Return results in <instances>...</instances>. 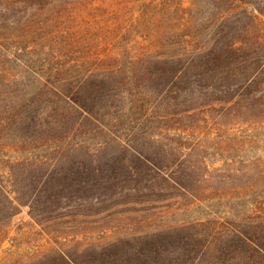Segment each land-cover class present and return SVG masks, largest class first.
Segmentation results:
<instances>
[{"label": "trees", "instance_id": "trees-1", "mask_svg": "<svg viewBox=\"0 0 264 264\" xmlns=\"http://www.w3.org/2000/svg\"><path fill=\"white\" fill-rule=\"evenodd\" d=\"M84 1L107 11L106 0ZM111 1L116 11L124 7L125 0ZM130 1L134 13L125 27L140 34L130 37L125 49L95 52L91 67L77 78L76 65L70 62L51 66L48 73L33 72L38 91L24 94L19 99L24 111L3 120V129L22 134L17 142L0 146L7 156L0 161V247L7 237L5 224L19 206L27 207L32 219H56L72 206L99 205L110 195L119 198L154 181L190 192L182 178L194 171L188 159L197 146V125L207 121L210 111L220 110L214 119L218 123L221 116H237L240 110L260 114L253 122L264 123V0ZM51 3L0 0V46L3 39L12 38L10 32L22 38L10 40L15 47L6 50V59L24 54L30 59L43 55L48 60L54 54L58 58L57 49L35 37L33 28L41 21L35 20L31 29V18L24 14L29 7L46 4L44 9ZM104 15L96 23L108 30ZM15 78L0 70L3 86L17 83ZM35 105L43 109L36 111ZM83 119L111 134L119 126L129 133L114 154L95 155L94 149L90 155L89 133L79 124ZM39 134H45L41 143ZM154 143L156 148L145 149ZM18 145L29 153L11 157L9 151L21 149ZM195 227L183 224L133 240L85 246L78 259L58 250L27 264H216L204 260L210 241L202 243ZM252 238L238 234L236 244L220 252L225 256L218 258L220 264H233L240 249L249 254L250 264L264 259V246Z\"/></svg>", "mask_w": 264, "mask_h": 264}, {"label": "rangeland", "instance_id": "rangeland-1", "mask_svg": "<svg viewBox=\"0 0 264 264\" xmlns=\"http://www.w3.org/2000/svg\"><path fill=\"white\" fill-rule=\"evenodd\" d=\"M87 3L84 0H52L44 9L46 4H42L40 9L29 7L24 13L31 18V29L35 20L41 21L39 28H33L35 37L57 49L58 58H54L57 55L54 54L48 60L43 55L30 59L27 58L30 54H24L6 59V50L13 52L15 47L10 40L22 38H17L19 33L10 32L12 38L2 40L4 47L0 46V70L13 74L17 83L6 86L0 83V146L20 139L21 130L3 129L2 122L7 115L24 111L26 107L19 102L20 98L25 97L24 94L38 91V81L33 72L46 70L48 73L51 66L70 62L76 65L73 76L80 77L91 67V57L95 52L122 51L130 37L140 34L134 27L130 31L125 27L134 13L129 11L133 5L130 0H125L124 7L117 11L113 8L115 1L106 0L107 11L98 9L96 4L92 8L93 4ZM102 13L105 14L103 19L108 30L99 28L96 23ZM108 62L113 63L112 60ZM6 77L11 79V75ZM33 109L39 111L43 106L35 105ZM217 112L220 110L208 112L207 121L197 125V138L193 141L197 146L188 159L195 165L194 171H187L188 174L182 178V183L190 192L154 181L151 187L131 190L119 198L110 195L99 205L86 202L82 206H72L63 210L64 215L56 219H32L28 208L19 206L17 214L5 224L7 237L0 247V264H27L33 259L54 256L58 250L78 259L79 251L85 246L117 239L133 240L192 223H196L193 230L199 231L201 242L206 244L207 240L210 241V246L203 253L205 261L220 264L218 258L225 257L220 252L236 244L238 234L253 237L256 239L254 241L264 246V123L253 122L260 114H247L241 110L236 113L237 116L232 113L221 116L218 123L214 120L218 117ZM131 121L130 118L128 123ZM105 123L108 125L107 120ZM79 124L81 131L87 130L89 133L86 143L92 150L89 151L90 155H93L94 149H98L95 155L114 154L129 133L126 126L113 127L115 138L120 136V139H115L113 134L96 123L83 119ZM10 132L13 133L9 135ZM45 134H39L38 143L45 140ZM82 137L79 136L78 140H82ZM130 144L136 147L132 141ZM156 146L154 143L145 149L149 151ZM18 147L21 148V145ZM30 150L39 152V149ZM21 152L29 153L21 148L13 149L8 154L18 157ZM6 159L7 156L0 150V161ZM1 180L11 189L6 175L2 174ZM243 250L235 251L236 258H232L231 263L250 264L249 254ZM256 263L264 264V259L258 258Z\"/></svg>", "mask_w": 264, "mask_h": 264}]
</instances>
